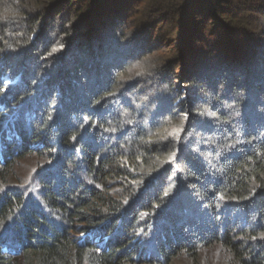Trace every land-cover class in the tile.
Here are the masks:
<instances>
[{"label": "trees", "instance_id": "trees-1", "mask_svg": "<svg viewBox=\"0 0 264 264\" xmlns=\"http://www.w3.org/2000/svg\"><path fill=\"white\" fill-rule=\"evenodd\" d=\"M203 251L264 264V0H0V264Z\"/></svg>", "mask_w": 264, "mask_h": 264}, {"label": "rangeland", "instance_id": "rangeland-1", "mask_svg": "<svg viewBox=\"0 0 264 264\" xmlns=\"http://www.w3.org/2000/svg\"><path fill=\"white\" fill-rule=\"evenodd\" d=\"M170 42H172V41L170 39H168V40H166L165 43L168 44ZM166 48H168V47H164V49H166ZM170 49H173V48H170ZM160 54H166V53L160 51ZM5 83L7 85H10L11 83H13V81H7ZM210 148H213V146L211 147V145H210ZM32 159L33 158H31V156L26 155L23 159L19 160L17 162V164L15 165L16 174H15V176H13V180L14 181L13 180L12 181L10 180V181L12 183V188H15L14 186H16V183L18 182V180L20 182H23V184L20 185L19 190L22 191V193L24 194L26 199H28L31 202H36L37 204H39V206H42L43 203L41 202L42 201L41 192L39 190L40 186L38 184L36 185V183L38 182L37 181L38 176L40 178H44V179L48 176L47 172H48L49 169H45L43 171L44 173H42V175H38V173L36 172V169H37L36 164L33 163ZM40 165L41 164H39L38 167ZM47 165H48V163H46L44 165L42 164L41 168H44ZM51 169L53 171L54 168H51ZM54 172H55V170L53 171V174L49 175V176H51L52 179L56 178ZM34 173H36L37 175H34ZM11 183L9 185H11ZM33 184H34V186H33ZM70 186L73 187L74 183L70 184ZM54 219H55V222L60 224L59 222H61V221L59 219H56V218H54ZM7 226H6L7 227L6 230L4 229L5 230L4 234L7 235V244H8V246L12 247L16 241L17 242L19 241V239H18V236L16 234V231L13 228V225L9 224ZM19 245H22V243L20 241H19ZM202 257L205 258V259L207 257L209 258L208 262H207L208 264H224L222 257H220V255H219V253H217V251H215V252L211 251V252H208V253L203 251V254L200 256V259ZM172 264H184V263L181 260L180 262H173ZM200 264H204V261H201ZM205 264H206V262H205Z\"/></svg>", "mask_w": 264, "mask_h": 264}]
</instances>
